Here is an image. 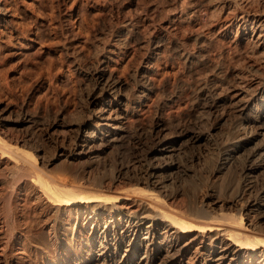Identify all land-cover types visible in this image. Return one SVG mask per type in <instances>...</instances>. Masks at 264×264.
<instances>
[{"label":"bare ground","instance_id":"6f19581e","mask_svg":"<svg viewBox=\"0 0 264 264\" xmlns=\"http://www.w3.org/2000/svg\"><path fill=\"white\" fill-rule=\"evenodd\" d=\"M92 2L76 34L60 3L50 18L59 60L86 82L79 106L37 139L0 112V264H264V0H158L151 11L136 1L110 48L105 2ZM9 3L0 0L1 20ZM159 9L194 42L156 27L140 37ZM197 25L219 26L216 37ZM142 44L144 60L179 58L190 78L209 75L170 94L191 99L189 122L159 121L125 158L128 126L157 87L147 62L129 73V91L110 66L120 47ZM221 80L237 81L235 92L218 95Z\"/></svg>","mask_w":264,"mask_h":264},{"label":"rangeland","instance_id":"374dc122","mask_svg":"<svg viewBox=\"0 0 264 264\" xmlns=\"http://www.w3.org/2000/svg\"><path fill=\"white\" fill-rule=\"evenodd\" d=\"M136 1H138L139 8L144 7L148 11H151L155 4H159L158 0ZM136 1L104 0V8L107 13L104 15L103 20L107 27L105 28V35L109 37L107 44L109 48L115 45V38L113 35L112 37L109 36V31L111 32L115 25L118 24V21H122L125 18L129 4L133 5L134 2L137 5ZM9 2L8 15L5 20L0 19V112L7 116L9 115L12 125L16 126L15 134H27L37 139L46 132L45 127L55 117L60 115L61 111L75 109L79 106L80 99L86 96L84 88L86 82L81 83V86H79L78 82L75 83L79 78L77 75H80V73L78 74L73 63L67 62L70 64H63L59 60V53L55 45L58 39L52 33L53 25L50 20L53 16L52 13L56 9L57 4L60 3L61 9L65 10V13L63 12L64 18L72 23L76 34L80 31V25H86L87 20L92 18L95 11L93 10L92 0H9ZM244 2L246 3V1H243L241 4H245ZM160 10H153L156 11V14H153L154 16L152 17L154 21L152 20L147 28L138 33L140 37L147 39L150 31L156 27L158 30L160 29L159 31L168 30L171 34L170 36L177 41L187 40L190 43L194 42L192 37L194 32L185 31L181 26H179L180 28L171 26L165 19L164 10ZM211 13L214 14L216 12ZM198 27L199 25L196 26V28ZM218 29L219 26L214 25L207 26V28H198V31L201 30L210 39H214L216 37L215 32ZM231 35L233 36V34ZM81 45V42L78 43L81 50H85L84 46ZM142 45L135 49L132 46L120 47V51H125L126 54L122 57L120 56L118 61L110 66V70L114 75L127 79L128 86H126L124 91H129L133 83L129 73H132L138 66H142V64L147 62L146 67L150 70L151 82L154 85L156 84L155 86L157 87L151 99L146 101L135 116V120L130 122L128 126L130 131L124 147L123 156L125 158L132 155L135 151V142H138L140 147H146L150 144L152 132L159 121L172 127L178 120H181V122L185 120L186 122L184 121L183 123L189 122L192 113L191 99L183 98L172 102L169 100L170 94L176 92L177 89L179 90L185 82L196 81L201 76L205 78L209 75L208 73V75L202 74L200 77H196V75L190 78V76L185 74L184 64L183 62L180 63L179 58L160 56L161 58L155 59L159 56L156 55V57L155 54H152V58L144 60L146 45ZM116 50L117 52L119 51V49ZM208 54L212 58L211 63L213 65L216 64L218 59L215 57L216 53L214 56L213 53ZM212 64L210 68H212ZM126 65H129V68H127L129 72H127L130 77L126 76L127 73H123ZM143 66L145 67V65ZM86 81L88 82V80ZM235 82L237 81L232 83L225 80L215 81L216 91L219 90V93H216L228 97L235 92L236 84H238H235ZM7 108H9V111L6 112ZM64 108L66 109L64 110ZM27 116L31 119H27ZM50 149V152H53V148L50 147ZM108 157L113 162L117 158V151L114 150L107 156V159Z\"/></svg>","mask_w":264,"mask_h":264}]
</instances>
